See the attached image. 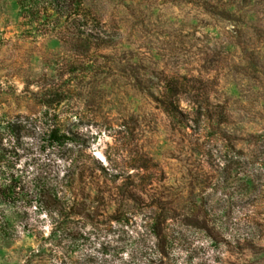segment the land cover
<instances>
[{
  "label": "rangeland",
  "instance_id": "rangeland-1",
  "mask_svg": "<svg viewBox=\"0 0 264 264\" xmlns=\"http://www.w3.org/2000/svg\"><path fill=\"white\" fill-rule=\"evenodd\" d=\"M0 187V264H264V0H0Z\"/></svg>",
  "mask_w": 264,
  "mask_h": 264
},
{
  "label": "trees",
  "instance_id": "trees-1",
  "mask_svg": "<svg viewBox=\"0 0 264 264\" xmlns=\"http://www.w3.org/2000/svg\"><path fill=\"white\" fill-rule=\"evenodd\" d=\"M53 2L58 4V0H53ZM72 22V26L74 28V33L72 34L73 39L75 44H79L81 42L80 34H84L79 31L81 23L76 18H74ZM92 31L93 30L90 28V31L87 32L85 42L95 47L102 46L106 41L100 38L99 35L94 36ZM102 32L103 31H99V33ZM166 108L170 110V112H175L176 110V107L172 104V102L167 103ZM99 172L103 173L105 170L102 164L96 159H91L89 162L82 161L80 164L74 165L73 167L69 166L60 178L58 175L55 176L54 184L50 189L52 194L51 196L49 195L48 200L44 201V204L46 206H52L60 203H68L71 204V206L78 207H84L86 204L87 206L90 205L91 201L82 197V195L88 187H92L95 191L101 193V174H99ZM6 224L7 220L5 215L0 214V227L5 229L4 227Z\"/></svg>",
  "mask_w": 264,
  "mask_h": 264
}]
</instances>
